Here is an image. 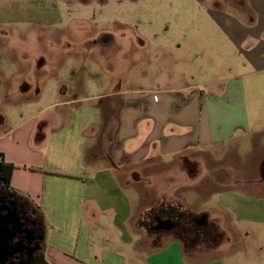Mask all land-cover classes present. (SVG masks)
Listing matches in <instances>:
<instances>
[{
    "label": "crops",
    "instance_id": "obj_1",
    "mask_svg": "<svg viewBox=\"0 0 264 264\" xmlns=\"http://www.w3.org/2000/svg\"><path fill=\"white\" fill-rule=\"evenodd\" d=\"M195 3L205 15L186 35L193 47L168 52L162 86L152 73L123 89L115 70L116 91L46 102L43 91L9 115L0 152L16 168L0 189L40 219L48 264H154L175 247V261L196 264L197 250L186 254L182 239L152 235L141 221L162 207L190 210L184 195L156 184L178 176L187 180L179 186L196 185L201 157L215 165L226 146L264 135V0Z\"/></svg>",
    "mask_w": 264,
    "mask_h": 264
},
{
    "label": "rangeland",
    "instance_id": "obj_2",
    "mask_svg": "<svg viewBox=\"0 0 264 264\" xmlns=\"http://www.w3.org/2000/svg\"><path fill=\"white\" fill-rule=\"evenodd\" d=\"M211 2L205 4L212 7ZM204 15L195 0H0V134L22 101L43 91L45 102L116 91L114 72L121 69L123 89L131 88L130 79L137 75L148 78L152 73L158 75L155 86H162L168 52L190 51L193 44L188 48L186 35ZM117 104L114 110H119ZM256 134L242 148L226 146L227 153L217 156L215 165L201 157L196 185L179 186L187 180L178 176L156 184L157 190L170 187L182 200L179 195H184L182 203L187 199L190 210L182 208L184 221L168 212L175 228L155 230L183 235L186 254L197 250L196 264H264V135ZM100 144L106 149L109 138ZM86 156L91 159L89 151ZM189 165L181 163L186 170ZM158 201L155 197L154 204ZM155 212L144 217L152 235L150 227L160 211ZM175 253L176 247L171 248L165 260L155 258L153 263L179 264Z\"/></svg>",
    "mask_w": 264,
    "mask_h": 264
},
{
    "label": "flooded vegetation",
    "instance_id": "obj_3",
    "mask_svg": "<svg viewBox=\"0 0 264 264\" xmlns=\"http://www.w3.org/2000/svg\"><path fill=\"white\" fill-rule=\"evenodd\" d=\"M31 213L25 202L0 189V214L10 220L9 228L16 230L12 240L15 253L0 259V264H30L42 254L41 223ZM170 220L160 218L153 228L165 227L172 230L174 225H171L173 223Z\"/></svg>",
    "mask_w": 264,
    "mask_h": 264
},
{
    "label": "trees",
    "instance_id": "obj_4",
    "mask_svg": "<svg viewBox=\"0 0 264 264\" xmlns=\"http://www.w3.org/2000/svg\"><path fill=\"white\" fill-rule=\"evenodd\" d=\"M15 168H16V165L11 163V162L6 161L5 158H4L3 153L0 152V187L1 188L4 189V188H9L10 187L11 178H12V175H13V172H14ZM262 177L264 178V160H263V163H262ZM155 211H160V212H159V214L157 216H155V224L150 227L152 232H153V234H157L156 230L153 227L158 222V219L169 217L167 215L168 212L175 211L174 214L171 215V216H174L175 214H179L181 216V217H179L180 220H183V221L185 220L184 217H182L183 209L181 207H169V208H163L162 207V208H160L158 210H153V211L148 212L145 216H150V218H151L153 216V214L156 213ZM144 217L142 218L141 225L146 227L147 230H148L149 226H147V224H145L146 222L144 221ZM38 220L40 222V219H38ZM182 228H186V227H182ZM148 232H149V230H148ZM180 236L182 238L181 237H179V238L182 239V241L184 242L183 235L180 234Z\"/></svg>",
    "mask_w": 264,
    "mask_h": 264
},
{
    "label": "water",
    "instance_id": "obj_5",
    "mask_svg": "<svg viewBox=\"0 0 264 264\" xmlns=\"http://www.w3.org/2000/svg\"><path fill=\"white\" fill-rule=\"evenodd\" d=\"M9 222L10 220L0 214V259L12 256L15 253L12 240L16 230L15 228H9ZM30 264H48V262L42 253L39 258H35Z\"/></svg>",
    "mask_w": 264,
    "mask_h": 264
}]
</instances>
